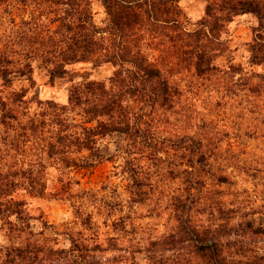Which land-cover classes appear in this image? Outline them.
Instances as JSON below:
<instances>
[{
  "label": "rangeland",
  "instance_id": "374dc122",
  "mask_svg": "<svg viewBox=\"0 0 264 264\" xmlns=\"http://www.w3.org/2000/svg\"><path fill=\"white\" fill-rule=\"evenodd\" d=\"M177 2L178 19L194 30L207 0ZM63 8L51 0H6L0 6V54L12 60L8 76L0 74V201L4 206L21 202L24 210L9 223L0 217V260L10 234L15 245L37 243L48 254L49 249L84 245L94 264H191V240L184 230L178 235L184 203L198 227L223 217L241 222L238 238L232 236L228 244L242 239L246 230L244 241L264 254V235L255 236L244 225L248 221L264 229V61H251L248 48L256 16L232 14L210 36L202 33L193 51L180 46L170 22L167 27L162 22L156 35L130 31L128 46L167 82L165 95L143 109L142 118L156 135V154L148 155L152 147L128 156L125 136L115 130L92 135L105 159L81 167L61 158L80 161L89 150L46 152L47 142L63 130L50 121L53 109L67 106L65 119L76 122L60 134L83 136L84 126L93 132L107 117L87 112L91 104H100L87 91L98 83L119 90L121 83L110 81L111 76L119 70L126 86L133 66L111 61L109 56L121 51L110 43L115 36L105 31L109 17L104 7L92 0L88 27H102L94 38L104 60L64 63L65 72L51 78L72 42ZM26 63L27 75L21 71ZM74 94L87 102L70 103ZM138 100L128 93L123 97L132 108L145 102ZM3 110L15 118L2 119ZM129 157L138 185L126 170ZM38 263L56 264L50 259ZM68 264L85 263L75 257Z\"/></svg>",
  "mask_w": 264,
  "mask_h": 264
},
{
  "label": "trees",
  "instance_id": "16d2710c",
  "mask_svg": "<svg viewBox=\"0 0 264 264\" xmlns=\"http://www.w3.org/2000/svg\"><path fill=\"white\" fill-rule=\"evenodd\" d=\"M6 0H0V6ZM178 0H100L105 9L109 19L107 28L115 37L111 40V45L116 46L118 51L115 56H109L111 61H128L133 68L130 71L131 79L130 85L125 86L124 78L121 77V72L116 70L110 78V81L120 82L119 90L112 87H106L102 83H98L94 89L87 91L91 96L100 104H91L87 108V112H98L97 115H105L107 117L104 121H99L98 125L93 132L90 129L83 127L85 134L83 136H75L69 138L68 134H60L70 126L76 125V122H68L63 113L66 111L67 106L56 107L53 109L50 117L51 122L59 125L63 129L55 136L54 140H50L46 149L49 156L55 153H71L72 151L81 152L89 150L88 155L80 156V161L77 158H70L64 156L61 158L67 165L77 166H93L101 162L105 157L99 151V147H95L96 141L92 135L111 134L116 130V133H121L125 136L124 151L128 152L131 156L137 151L143 149L150 150V154L155 155V133L149 130V124L142 117L144 115V107L149 105L150 101H154L160 95H165L167 91V82L165 79L160 78V72L153 63L144 61V56L138 50L134 51L128 46L130 39L128 33L130 31L137 32L140 35L145 33H157L162 30V22L167 27L170 22V27L173 28L174 33L180 41V46H189L193 51L194 47L200 41V36H210L211 32L222 27V23L229 19L232 14L239 13H252L257 18V24L252 27L253 36L248 43V48L251 52V61H264V0H207L205 6V16L197 22V27L189 31L186 30L181 21L178 19ZM54 4H62L64 16L62 20L66 29L72 32L71 47L62 56L63 64H54V68L50 71L51 78L61 76L64 72V63H69L76 60H92L100 62L103 59L99 57L100 47L94 38L95 33L102 28L97 26L93 30H89L93 18L92 0H51ZM173 13V14H172ZM167 24V25H166ZM161 25V26H160ZM134 29V30H133ZM147 31V32H146ZM173 41V40H172ZM99 48V50H98ZM133 52V55H129ZM108 57V53L105 52ZM9 60L6 54H0V74L7 77L11 72L9 68ZM30 64L26 63L22 68V73L27 75L26 68ZM133 80V81H132ZM117 86V85H116ZM128 87L124 90V88ZM130 96H138L139 99L145 100L141 107H130L125 104L123 97L125 94ZM81 104L87 102V99L82 101V96L74 94V98L70 97V103ZM138 100V101H141ZM135 102L136 99L133 98ZM96 102V103H97ZM3 108L4 105L2 104ZM16 114L10 111L3 110L2 119L7 117H14ZM33 129H35L33 127ZM109 132V133H106ZM191 148L190 146H188ZM64 155V154H63ZM88 156L94 157V160H89ZM188 162L190 166L193 161L192 150H190ZM199 161V159L197 160ZM132 158L126 159V170L129 172L130 177L133 179L135 185L139 184L138 172ZM3 178V177H2ZM5 179V178H3ZM0 185L2 179H0ZM5 185H7L5 183ZM1 189V186H0ZM133 194L137 192L133 191ZM187 199V198H186ZM189 200V199H187ZM7 203V202H6ZM9 206H4L0 201V217L7 220L11 216L16 218L17 215L24 213L21 207V202L14 201ZM182 207L180 218V230L178 235L184 233L191 240L192 245V260L191 264H264V254H261L251 246L252 241L247 243L243 237L246 235V230H243L242 239L234 242V245H229L232 236L238 238L240 231V223L234 221L233 218L223 217L218 223L208 224L206 226L198 227L191 222L189 218L188 209L189 203H184ZM183 206V205H182ZM220 210V209H219ZM247 230H251L255 236L264 235V229L259 227H252L250 222H244ZM10 244L5 247L0 260V264H37L39 261L50 259L51 262L68 264V261L75 257H79L85 264H94L89 261L90 255L88 249L84 245L73 244L69 251L65 250H50L52 253L48 254V249L40 246L37 243L15 245L12 236L8 234ZM87 253V254H85ZM43 254V256H41ZM240 258H237V256ZM196 261V262H195ZM40 264V263H38Z\"/></svg>",
  "mask_w": 264,
  "mask_h": 264
}]
</instances>
